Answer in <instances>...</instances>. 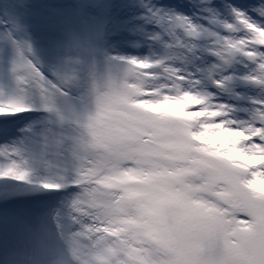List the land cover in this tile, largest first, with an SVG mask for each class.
<instances>
[{
  "label": "snow or ice",
  "instance_id": "snow-or-ice-1",
  "mask_svg": "<svg viewBox=\"0 0 264 264\" xmlns=\"http://www.w3.org/2000/svg\"><path fill=\"white\" fill-rule=\"evenodd\" d=\"M0 264H264V0H0Z\"/></svg>",
  "mask_w": 264,
  "mask_h": 264
}]
</instances>
